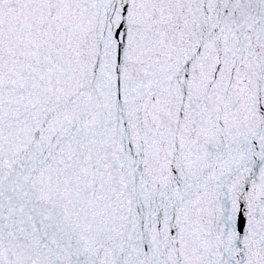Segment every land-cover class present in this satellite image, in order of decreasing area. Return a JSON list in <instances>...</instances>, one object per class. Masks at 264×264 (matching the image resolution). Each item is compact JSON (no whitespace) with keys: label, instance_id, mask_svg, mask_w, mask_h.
I'll list each match as a JSON object with an SVG mask.
<instances>
[{"label":"snow or ice","instance_id":"1","mask_svg":"<svg viewBox=\"0 0 264 264\" xmlns=\"http://www.w3.org/2000/svg\"><path fill=\"white\" fill-rule=\"evenodd\" d=\"M0 264H264V0H0Z\"/></svg>","mask_w":264,"mask_h":264}]
</instances>
